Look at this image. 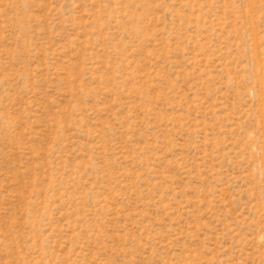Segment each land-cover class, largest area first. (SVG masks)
<instances>
[{
    "label": "rangeland",
    "instance_id": "obj_1",
    "mask_svg": "<svg viewBox=\"0 0 264 264\" xmlns=\"http://www.w3.org/2000/svg\"><path fill=\"white\" fill-rule=\"evenodd\" d=\"M0 264H264V0H0Z\"/></svg>",
    "mask_w": 264,
    "mask_h": 264
}]
</instances>
